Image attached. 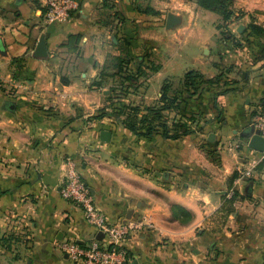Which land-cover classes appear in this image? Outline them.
Masks as SVG:
<instances>
[{
	"label": "crops",
	"instance_id": "1",
	"mask_svg": "<svg viewBox=\"0 0 264 264\" xmlns=\"http://www.w3.org/2000/svg\"><path fill=\"white\" fill-rule=\"evenodd\" d=\"M230 8L242 17L229 40L196 0H82L58 24L45 23L43 0H0V264H74L57 243L92 239L59 194L69 162L109 222L152 223L122 242L127 264H264V155L245 137L264 99V37L241 36L250 24L264 29V0ZM188 71L231 83L182 105L194 133L138 137L99 116L118 102L157 103L163 82L177 87Z\"/></svg>",
	"mask_w": 264,
	"mask_h": 264
},
{
	"label": "trees",
	"instance_id": "2",
	"mask_svg": "<svg viewBox=\"0 0 264 264\" xmlns=\"http://www.w3.org/2000/svg\"><path fill=\"white\" fill-rule=\"evenodd\" d=\"M196 4L206 11L217 14L220 17V24L217 26V29L219 30L220 36H222L221 38L232 39V35L228 34V25L232 20H239L242 14H235L231 10V0H196ZM253 35L258 38H263L264 29L250 24L241 34L247 41ZM235 45H240L239 41H236ZM223 77V73H220L213 78H205L196 71H188L179 81L177 87H174L172 81L168 79L163 82L157 103L141 108L139 106L118 102L114 103L115 105L111 107L109 114L105 113L103 109L100 111L99 116H114L120 120L124 128L138 137L149 138L159 133L164 138L177 140L196 131L191 126L197 122V118L195 116L182 115V105L193 97L201 98L206 87L218 86L220 83L224 84V88L230 86V81L223 80ZM225 91H228V89H225ZM170 113L179 116L178 119L171 122L169 120ZM236 178L237 174H234L231 177V182ZM234 201V194L228 199L224 196L222 212L224 211V213L228 214L231 211V206ZM175 210H179L183 217L189 218V214L181 208L172 207L174 216L176 215Z\"/></svg>",
	"mask_w": 264,
	"mask_h": 264
},
{
	"label": "built area",
	"instance_id": "3",
	"mask_svg": "<svg viewBox=\"0 0 264 264\" xmlns=\"http://www.w3.org/2000/svg\"><path fill=\"white\" fill-rule=\"evenodd\" d=\"M81 1L43 0L45 23L58 24L68 21L79 11ZM250 130L258 131L264 139V99L260 102L258 112L250 122ZM262 154L264 155V151ZM59 194L64 201L75 205L80 210L84 222L94 231L92 239L86 244L69 239L57 243L58 250L74 264H127L128 254L122 247V242L143 229L153 228L152 223L146 218L130 217L109 222L97 208L89 189L71 162L68 163ZM99 233L103 235L101 241L96 239Z\"/></svg>",
	"mask_w": 264,
	"mask_h": 264
},
{
	"label": "water",
	"instance_id": "4",
	"mask_svg": "<svg viewBox=\"0 0 264 264\" xmlns=\"http://www.w3.org/2000/svg\"><path fill=\"white\" fill-rule=\"evenodd\" d=\"M175 23H176V20L171 15H168L167 19H166V26L170 28L173 25H175ZM242 30H243V26L240 25L237 29V32L241 33ZM47 55L48 54H47V50H46V44L44 41V36H41L37 45H36L33 56L35 58L41 59V58H46ZM110 136H111V134L109 132H106V131H102L100 133V138L103 142H108L110 139ZM245 137H246V139H248L249 149L256 151V152H259V153H262L264 151V139L259 135L258 131L253 132L252 130L249 129V132L246 134ZM102 238H103V235L101 233L96 235L97 240L101 241Z\"/></svg>",
	"mask_w": 264,
	"mask_h": 264
},
{
	"label": "rangeland",
	"instance_id": "5",
	"mask_svg": "<svg viewBox=\"0 0 264 264\" xmlns=\"http://www.w3.org/2000/svg\"><path fill=\"white\" fill-rule=\"evenodd\" d=\"M201 141H198V143H197V145L200 143ZM202 145V144H201ZM199 148H200V150H205V151H207L206 149H202L203 147H201V146H199Z\"/></svg>",
	"mask_w": 264,
	"mask_h": 264
}]
</instances>
